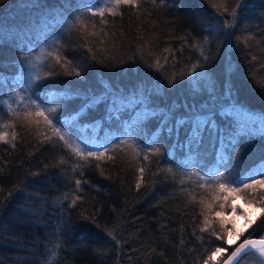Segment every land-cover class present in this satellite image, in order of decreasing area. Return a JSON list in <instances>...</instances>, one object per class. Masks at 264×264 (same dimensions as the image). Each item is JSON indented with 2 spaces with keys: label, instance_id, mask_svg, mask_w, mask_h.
Listing matches in <instances>:
<instances>
[{
  "label": "trees",
  "instance_id": "trees-1",
  "mask_svg": "<svg viewBox=\"0 0 264 264\" xmlns=\"http://www.w3.org/2000/svg\"><path fill=\"white\" fill-rule=\"evenodd\" d=\"M101 4L0 3V132L18 133L15 148L0 143V264H202L223 242L199 231L202 207L187 193L207 195L201 178L256 175L264 161V0H243L235 18L232 0H142L105 25L86 13ZM78 20L95 23L103 42ZM51 37L42 79L28 80L29 62ZM37 105L56 109L51 118L66 136L90 140L86 151H125L84 165L62 142L42 143L21 127L13 110L22 118ZM77 178L86 182L80 189ZM248 236H264V222Z\"/></svg>",
  "mask_w": 264,
  "mask_h": 264
},
{
  "label": "snow or ice",
  "instance_id": "snow-or-ice-1",
  "mask_svg": "<svg viewBox=\"0 0 264 264\" xmlns=\"http://www.w3.org/2000/svg\"><path fill=\"white\" fill-rule=\"evenodd\" d=\"M3 0H0L2 3ZM103 7H87L86 13L90 17H99V23L105 25L108 23L107 16H116L118 9L122 6L131 7L133 9H139L141 7L142 0H101ZM235 7L231 8V15L235 18L237 13L236 9L243 6V0H232ZM224 11L229 10L227 4L221 5ZM83 15V13H82ZM80 30L85 36H95L98 38L97 42L102 43L103 33L96 31L95 23H85L78 20ZM228 27H232V24H228ZM76 27V25H73ZM89 28L92 31H89ZM248 39H252L248 37ZM90 51L92 49H89ZM55 61L64 67H67L68 62L65 61L59 54L55 56ZM157 63H159L157 61ZM200 65H193V71ZM68 75H75L79 77L81 75L78 71H68ZM52 75V73H48ZM42 78L39 74L33 77V82L40 81ZM42 84H37V87H43ZM56 111L55 108L47 109L41 108L39 105L36 106L35 111L25 110L22 114L13 110V115L17 120H21V127L29 132H35L38 136L42 137V143H51L53 141L62 142L61 147L66 149L69 156L82 161L84 165H87L90 161H102L104 159L115 160L116 157L110 155V152L121 151L124 152L123 148L117 146L111 150L105 148L103 152L100 151H86L85 148L80 145L84 143L81 140L79 143L72 141L69 136H66L60 127L56 126L53 119L51 118L52 113ZM41 119L44 122V130H41ZM72 119H75L74 117ZM68 120L63 123L68 124ZM3 128L15 129L14 123H5L2 125ZM51 129L49 133L47 130ZM18 139V133L13 130L11 134L8 131L0 132V143L10 144L12 148L16 147L15 141ZM121 144L127 145L131 148L130 161L135 162L140 158V150L134 145H128L127 141H121ZM156 152L145 153L143 160L147 161L151 156L156 155ZM125 155H128L125 152ZM67 161L60 158L57 162L58 165H63ZM259 171L256 175H253L251 171L247 174L246 178L239 180H232L227 183L221 182L222 177H217L213 180H205L201 178V182L197 185V188L202 190L207 195L198 198L199 193L193 189L188 192L189 204H199L202 207L201 216L202 226L199 227L201 233H208L210 237H214L215 240L222 241L223 243L219 246H215L202 261V264H243L248 257L256 259L257 264H264V238L251 239L245 238V233L252 229L257 224L258 220L264 222V161H261ZM82 165L77 164L76 169ZM98 166V165H97ZM137 171L140 173L137 187L140 186V182L144 180L145 167H138ZM169 172L171 169L168 170ZM82 183H86L81 179L75 180L76 189H80ZM213 193H216L213 195ZM67 198V196L65 197ZM80 199L79 196H74L72 203L76 204ZM243 200V203H238ZM219 209V210H216ZM229 225H231L229 227ZM111 236L112 233L109 232ZM195 235V233H193ZM115 239V237H112ZM243 238V239H242ZM197 239H203V237H197ZM183 242V241H181ZM227 245V247L225 246ZM231 249V251H229ZM55 257V253H53ZM45 264H53L52 260L46 261Z\"/></svg>",
  "mask_w": 264,
  "mask_h": 264
},
{
  "label": "rangeland",
  "instance_id": "rangeland-1",
  "mask_svg": "<svg viewBox=\"0 0 264 264\" xmlns=\"http://www.w3.org/2000/svg\"><path fill=\"white\" fill-rule=\"evenodd\" d=\"M103 6L104 5L101 4V6L99 7H103ZM53 44H54V37H51L49 40L44 42L43 45H41L39 52L31 59L26 70V77L28 80L32 79L34 76L37 75L39 71L40 63L43 61L45 53L53 46ZM71 139L72 141L77 143L83 140L84 143L80 145L81 147L88 150L94 149V146L91 144L90 140L86 139L84 136H71ZM243 202L244 201L241 200L238 203H243Z\"/></svg>",
  "mask_w": 264,
  "mask_h": 264
},
{
  "label": "water",
  "instance_id": "water-1",
  "mask_svg": "<svg viewBox=\"0 0 264 264\" xmlns=\"http://www.w3.org/2000/svg\"><path fill=\"white\" fill-rule=\"evenodd\" d=\"M245 238H251V239H261V238H264V236H248V237H245Z\"/></svg>",
  "mask_w": 264,
  "mask_h": 264
}]
</instances>
